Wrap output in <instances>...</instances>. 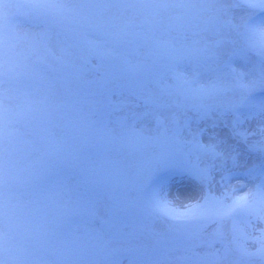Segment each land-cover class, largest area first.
Segmentation results:
<instances>
[{"label": "rangeland", "instance_id": "1", "mask_svg": "<svg viewBox=\"0 0 264 264\" xmlns=\"http://www.w3.org/2000/svg\"><path fill=\"white\" fill-rule=\"evenodd\" d=\"M11 3H28L30 0H10ZM78 7L80 17H91L92 13L102 12L105 16L111 15L116 9L112 7H92L93 5H111L113 3H127L134 7L122 11V22H126L133 33H148L159 40H167L177 47L192 46L194 41L201 39L212 41L215 39L213 29L207 31L195 21L186 23L183 29L177 30L170 26V20L177 17H189V13L178 8L142 7L147 4L176 3L177 0H67ZM12 24L14 27L13 39L24 53L39 52L44 63L39 65L41 75H27L15 81L12 85L19 104L27 100L28 95L36 92L52 90L53 100L60 103L66 98L65 85L60 81L66 69L58 62L61 50L73 45L77 55L84 56L89 65H98L101 61L94 55L82 50L85 40L103 42L105 37L95 25L84 24L76 27L71 22L53 23L52 21L29 14L27 10L13 8ZM247 9L237 8L232 11L236 17L250 15ZM263 18L259 10L255 11L253 20L259 22ZM135 24L136 27L132 26ZM19 25V26H18ZM71 26V25H70ZM4 27V20L0 17V31ZM71 29V31H70ZM200 32V37L194 33ZM150 41H141L137 45H121L118 49L121 58H128L133 62L141 61L146 70L142 79L148 91L157 97L160 110L169 118L167 132L160 128L155 120L142 118L147 110L145 105V91L129 85L125 79H118L108 85L103 96V105L95 110L85 106L80 112L69 111L65 116L55 119L48 125L47 133L29 122H21L14 134V143L19 149L22 160L27 163L30 153L38 147L44 135H50L57 140H72L74 134L69 130V121H82L83 127L80 136L87 135L96 139L98 143L90 142L81 149V158L78 164L84 168L83 160L86 156L91 160L106 162L111 174L121 178L133 177L129 183H118V186L105 183L96 188L97 206L100 214L105 215L106 209L114 196H119L126 202L123 215L132 225V237L115 236L106 226L98 222L87 221L81 225V230L73 235L37 237L29 239L26 244L30 253L21 264H238V253L230 250L229 241L234 235H242V244L249 252L255 253L264 241V210L248 213L237 212L226 222L216 223L207 219L194 220L183 229H174L169 220L162 216L151 214L146 210V195L150 191H158L168 200L173 201V207L180 211L181 204L188 201L205 204L202 198L206 193L211 197L220 198L222 188L219 183L221 175H228L227 171H213L210 174L211 182L194 180L185 170V158L189 152L198 155L201 166L206 167L212 162L210 155L197 153L193 147L198 141L205 145L210 143L209 134L199 136L201 129L213 130L211 125L215 121H232L235 117L233 105L240 100L241 92L237 88L219 95L203 99L192 98L180 94L174 79L169 77L166 84L175 89L172 95H161L158 86L152 81L155 76L150 75L153 59L148 56ZM234 45L222 49L223 62L230 63V69L224 68L223 63L201 62L199 83L207 85L215 80L216 75H222L232 82V70L235 71L244 83L252 85L248 95L249 107L241 109L248 114L244 120V128H256L264 123V113H260L251 105L264 102V60L255 52L230 55ZM107 59L111 64L104 63L109 72L113 66L120 63L117 58ZM79 62V61H78ZM179 69L186 75L192 74V63L181 61ZM118 70V69H117ZM86 72L80 83L73 85V91L82 98L94 89L89 81L98 78L102 72ZM75 100V97L73 98ZM209 104V107L201 105ZM123 122L121 123V121ZM134 131L135 136L129 137ZM226 131V129H225ZM102 138V140H101ZM264 136L257 134L249 138L248 144H262ZM248 144L241 145L242 150ZM91 145V146H90ZM45 155V153H41ZM264 153L252 151L249 165L240 169L247 173L248 168L259 165ZM70 159V158H67ZM59 164L64 181L74 186L84 178L82 171L76 164L64 162ZM230 167V165H229ZM260 182L259 176L254 174L240 179H230L229 185L233 188L244 186L245 191ZM120 184V185H119ZM27 188H21L26 193ZM146 194V195H145ZM236 195H244L237 192ZM231 201H226L230 203ZM215 201L209 199L208 207H213ZM159 218V219H158ZM161 219V220H160ZM163 219V220H162ZM169 223H167V222ZM235 230V232H234ZM216 252L223 258L211 257ZM249 264H260L253 258Z\"/></svg>", "mask_w": 264, "mask_h": 264}, {"label": "snow or ice", "instance_id": "2", "mask_svg": "<svg viewBox=\"0 0 264 264\" xmlns=\"http://www.w3.org/2000/svg\"><path fill=\"white\" fill-rule=\"evenodd\" d=\"M142 7L178 8L190 15L170 20V26L177 30L183 29L186 23L195 21L207 31L213 29L215 39L212 41L201 39L194 41L192 46L177 47L167 40H159L148 33H133L126 22H122V11L134 5L127 3H113L111 5H93L92 7H112L116 9L109 16L102 12L92 13L91 17H80L75 4L67 0H30L28 3L13 4L10 0H0V17L4 20V27L0 31V264H21L30 253L26 241L37 237L73 235L81 230V225L87 221L98 222L106 226L111 233L119 237H132V225L123 215L126 202L119 196L112 198L101 215L97 206L96 188L100 184L129 183L133 177L121 178L111 174L106 162H93L86 156L83 160V179L76 185L65 183L59 164L69 162L75 165L81 158V149L90 144V137L80 136L82 121H69V130L74 134L72 140H57L50 135H44L38 147L30 153V159L25 163L19 149L14 143V134L21 122H29L47 133L48 125L55 119L65 116L69 111L80 112L87 106L92 110L103 105V96L108 85L118 79H125L145 91V105L147 110L142 118L155 120L157 125L167 132L168 117L160 110L157 97L147 90L146 85L139 79L146 70L145 65L137 60L121 58L118 49L121 45H137L141 41H150L148 56L152 57L150 75L155 76V83L161 95H172L174 88L166 84L171 77L175 80L180 94L197 99L211 97L237 88L241 92L240 100L232 107L235 117L232 121H215L210 133L208 129H201L199 136L209 134L210 143L205 145L196 141L193 145L197 153L211 156L212 162L201 166L198 155L189 152L185 158V170L196 181H210L213 171H227L228 175H221L220 198L211 197L207 193L202 197L205 204L198 201H188L180 205L184 210L173 207V201L158 191H150L146 195V210L151 214L166 217L174 229H183L194 220L207 219L222 223L230 219L235 213H254L264 210V157L259 165L248 168L247 173L239 170L248 167L252 151L264 153V143L248 144L249 138L260 134L264 136V123L256 128H244V120L249 116L241 109L249 107L248 95L252 85L244 83L242 77L232 70L233 79L229 82L222 75H216L215 80L207 85L199 81L201 62L223 63L224 68L230 69V63L223 62L222 49L234 45L230 55L236 56L246 52H255L264 57V18L258 23L253 20L256 10L264 13V0H177L176 3L143 4ZM13 8L27 10L29 14L44 17L53 23L71 22L76 27L84 24L95 25L100 34L105 37L103 42L85 40L82 47L90 55L96 56L101 63L89 65L87 59L73 51V45L61 50L58 62L67 70L62 80L65 85L66 98L55 103L52 90L36 92L28 95L21 105L17 102L12 88L15 81L27 75H41L39 65L44 58L39 52L24 53L13 39L12 24ZM241 8L250 11V15L236 17L232 15L234 9ZM200 37V32L194 33ZM109 58H119L120 63L113 66L112 71L104 68V61ZM79 61V62H78ZM181 61L192 63L191 76L179 69ZM118 69V70H117ZM102 72L98 78L89 81L94 89L82 98L73 91V85L80 83L86 72ZM75 97V100L73 98ZM260 113H264V102L251 105ZM123 120L121 121V123ZM226 129V131H225ZM135 136L134 131L129 137ZM248 144L246 149L241 145ZM45 153V155H41ZM70 158V159H67ZM230 165V167H229ZM258 175L260 182L245 191L244 186L233 188L230 179H240L244 176ZM27 188L26 193L21 188ZM244 195H236L237 192ZM214 200V206L208 207L207 201ZM226 201H231L226 203ZM235 232V230H234ZM242 235H234L229 241L230 250L238 253V264H249L253 258L264 264V241L255 253L243 246ZM211 257L223 258L218 253H210Z\"/></svg>", "mask_w": 264, "mask_h": 264}, {"label": "bare ground", "instance_id": "3", "mask_svg": "<svg viewBox=\"0 0 264 264\" xmlns=\"http://www.w3.org/2000/svg\"><path fill=\"white\" fill-rule=\"evenodd\" d=\"M19 26V25H18ZM172 44H173V41L171 42ZM83 51H86V50H84V49H82ZM159 219V218H158ZM161 220V219H160ZM163 220V219H162ZM167 222V221H166ZM167 223H169V222H167Z\"/></svg>", "mask_w": 264, "mask_h": 264}, {"label": "trees", "instance_id": "4", "mask_svg": "<svg viewBox=\"0 0 264 264\" xmlns=\"http://www.w3.org/2000/svg\"><path fill=\"white\" fill-rule=\"evenodd\" d=\"M78 168H79V170H81V171H82V169H81V166H78Z\"/></svg>", "mask_w": 264, "mask_h": 264}]
</instances>
